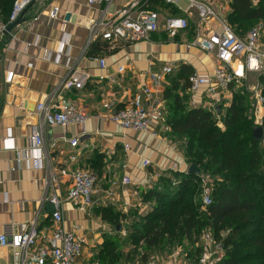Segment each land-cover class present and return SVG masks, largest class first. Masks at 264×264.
Masks as SVG:
<instances>
[{
    "label": "crops",
    "instance_id": "1",
    "mask_svg": "<svg viewBox=\"0 0 264 264\" xmlns=\"http://www.w3.org/2000/svg\"><path fill=\"white\" fill-rule=\"evenodd\" d=\"M251 1L256 4L259 0ZM125 3L126 0H113L108 9L113 11ZM105 7H89L86 0H34L24 15L25 22L14 28L8 37H0V234L17 232L35 217H38L40 227L50 225L53 208L48 203L41 204L46 172L26 163L18 164L16 152L28 145L31 128L36 124V104L62 86L69 72L66 64L89 77L82 90L64 88L59 95L61 100L88 112L90 117L84 125L46 126L43 129L45 152L52 166L90 168L98 176L94 204L82 211L77 203L66 201L70 185L67 178L60 180L57 189L63 200L62 228L86 241L78 264H101L95 254L103 239L99 238L100 243L95 248L89 242L92 237L94 241L100 237L102 229L103 233L108 230L107 223H103L98 215L99 210L111 207L127 213L138 205L133 197L134 190L147 188L159 177L170 176L173 172L187 173L189 168L183 149L177 148L178 139H174L165 122L153 124L148 132L123 131L109 120L110 113L130 100L144 101L141 87L146 84L145 74L150 63L154 71L163 62H176L191 66L201 74L211 73L213 67L211 59L198 50L186 51L182 46V51H176L177 40L172 41L162 33L153 34L150 41L113 52H107L106 45L100 41L93 42L85 50L89 39L86 26ZM53 8L58 9L54 20L48 16ZM67 14L74 17L72 22L70 19L65 21ZM0 21H3L1 15ZM63 38H67L68 45L64 46L56 62ZM95 44H101L103 49L91 53ZM45 52L51 53L49 60L43 58ZM98 57L106 58L104 69L95 61ZM121 66L124 70L118 74ZM7 71L14 72L10 85L4 81ZM257 76L249 78L248 86ZM152 132L155 137L151 136ZM71 138L79 139L78 148L74 150L79 154V160L74 165L67 160L71 151L66 142ZM98 154L103 156L102 165L99 170H94L91 162ZM143 159L151 162V168L142 167ZM123 176L130 178L131 185L120 186L119 180ZM112 181L117 185L113 186ZM108 191L113 192L114 201L108 200ZM138 214H141L139 209ZM157 262L174 263L172 259L159 257ZM0 264H13L10 247L0 250Z\"/></svg>",
    "mask_w": 264,
    "mask_h": 264
},
{
    "label": "built area",
    "instance_id": "2",
    "mask_svg": "<svg viewBox=\"0 0 264 264\" xmlns=\"http://www.w3.org/2000/svg\"><path fill=\"white\" fill-rule=\"evenodd\" d=\"M34 0H15L6 22L0 21V37L4 35L6 27L16 21L22 12ZM113 0H86L89 7L106 6L100 11L95 20H91L86 28L89 39L85 50L93 42L104 43L107 52L118 48L128 47L138 42L150 41L153 34L162 33L170 40L184 47L186 51L198 50L213 62L211 73L201 74L194 70L188 77V105L193 108L202 107L211 110L222 126L220 114L215 111L217 106L225 109L233 95V90L244 89L250 94L251 110L249 117L253 118L255 127L261 126L264 117V94L259 82V76L264 73V24L258 23L250 28L243 37H239L226 21L227 10L232 0L220 3V0H126L118 9L109 11L108 6ZM186 2L187 8L181 9L180 3ZM166 5L168 9H161ZM176 10V12H173ZM192 11L195 19L190 20ZM58 9L53 8L48 16L57 18ZM182 34L186 37L181 38ZM68 45L67 38H63L59 47L56 62ZM43 58L49 60L50 52H45ZM99 67H106V58L95 59ZM145 74L146 84L141 87L144 101L130 100L120 109L110 113L109 120L123 131L148 132L153 124H164L167 116V102L164 99V89L168 86V77L172 76L180 64L163 62L157 70H152V63ZM66 64L68 73L62 86H59L45 100L35 106L36 124L31 128L28 145L16 152V162L26 163L37 169H44V191L41 204L48 203L53 208L51 222L47 227H40L38 217L27 226L23 225L17 232L0 234V250L10 247L13 264H78L86 243L85 238L76 236L74 232L62 228L61 208L63 200L57 193L61 179L69 180L67 202H75L79 209L85 210L94 204L97 176L88 169L74 167L52 166L45 152L43 138L44 127H62L69 125L83 126L90 117L83 108L67 100L59 98L62 89L74 88L82 90L89 81L87 74L74 70ZM124 67L118 68L121 74ZM248 74L258 75L256 81L249 85ZM13 71H7L4 81L11 84ZM113 83L115 81H112ZM99 117V116H97ZM98 134V132H95ZM155 137L154 132L151 133ZM70 148L67 160L70 164L78 163L79 154L74 153L78 148L79 139L71 138L66 142ZM125 149L128 146L125 145ZM143 168H151V162L142 161ZM200 200L203 208L212 204V183L208 175L200 176ZM113 186L117 182L112 181ZM122 187L131 185V180L123 176L119 180ZM178 182L173 181L172 186ZM151 184L144 189H136L133 197L140 212L146 207L141 199V191L150 189ZM108 200H113V192H106ZM122 231V230H121ZM120 231V232H121ZM124 232V231H123ZM125 234V232H124ZM202 246L198 264H218L223 256L222 245L216 242L210 230H203L199 236ZM173 264H187L182 248H176L168 257ZM129 264H159L157 257H152L146 263L133 261Z\"/></svg>",
    "mask_w": 264,
    "mask_h": 264
},
{
    "label": "trees",
    "instance_id": "3",
    "mask_svg": "<svg viewBox=\"0 0 264 264\" xmlns=\"http://www.w3.org/2000/svg\"><path fill=\"white\" fill-rule=\"evenodd\" d=\"M14 1L0 0L4 22ZM226 21L235 33L264 24V0L256 4L251 0H232ZM246 32L237 35L243 37ZM91 48L94 53L103 46L95 44ZM193 72L191 66L180 64L168 77L164 89L165 123L173 136L185 141L184 157L200 174L173 172L141 191L142 202L150 207L145 214L137 212L135 220L126 227L124 241L131 250L124 252L125 246L117 236H105L98 256L102 264H129L133 260L146 263L154 256L168 254L173 247L183 250L187 244L191 248L185 254L186 261L198 264L202 252L199 236L204 228H209L215 241L222 245L223 256L218 264H264V117L263 136L256 140L252 135L253 118L249 117L250 94L244 89L233 90L229 105L219 112V127L211 110L188 105V77ZM258 79L264 94V75ZM102 160L101 154L96 155L91 168L99 170ZM202 174L208 175L212 183V204L206 208L198 202ZM173 181L178 184L172 186ZM98 213L101 221L113 225L115 231L122 227L123 213L111 207Z\"/></svg>",
    "mask_w": 264,
    "mask_h": 264
},
{
    "label": "rangeland",
    "instance_id": "4",
    "mask_svg": "<svg viewBox=\"0 0 264 264\" xmlns=\"http://www.w3.org/2000/svg\"><path fill=\"white\" fill-rule=\"evenodd\" d=\"M220 3H226V0H220ZM180 7H181V9H186L187 8V3L186 2H181L180 3ZM160 8L161 9H164L163 8V6H160ZM172 11L174 12V10L172 9ZM228 12H229V10H227V14H228ZM226 14V15H227ZM193 19H195V14L193 13V11H192V17H191V19L190 20H193ZM251 26H249V28H250ZM246 31L244 30L243 32H239V31H236V34H238L239 36L241 35H243L244 33H245ZM183 37H186V34H182V36H181V38L183 39ZM262 41H263V43H264V38H262ZM169 44V43H168ZM170 44H172L171 43V41H170ZM178 46H177V48H175L176 49V51L177 50H179V51H182V46L181 45H179V44H177ZM256 76V74H248V77L249 78H252L253 79V77H255ZM174 139L175 140H177L178 138L177 137H174ZM175 140H173V141H175ZM180 142H179V141ZM176 142H178V144H177V148H179L180 150H184V146H185V141L183 140V139H178ZM264 148V143H262V145H261V149H263ZM94 172V171H93ZM95 173V172H94ZM96 174V173H95ZM96 176H97V174H96ZM97 178H98V176H97ZM156 183H157V181H156ZM155 183V184H156ZM97 185H98V180H97ZM154 184H151V186H153ZM169 192H172L171 190H168ZM198 202L199 203H201V201H200V198L198 199ZM145 208L141 211V214H145L146 212H147V210L149 209V207H150V205H147V204H145ZM137 212H138V208H131L129 211H127V213H123L124 214V217H122L121 219H120V222H121V225H122V231L121 232H119V233H117L118 235H116V231H115V229H114V226L113 225H108V224H106L107 226H108V230H107V233H103V229H102V231H100V237H98L97 239H95V241H94V237H92V238H90V240H89V242L92 244L91 246H94V248H95V246H97V245H99V243H100V241H99V238L100 239H103L105 236L107 237V238H110V237H115V236H117L119 239H120V241L122 242V244H123V246H125V251L124 252H127V251H129V250H131V247L129 246V245H127L126 244V241H124V239L126 238V236H127V234H126V231H127V225L128 224H130V223H132L134 220H135V218H134V216L137 214ZM140 214V215H141ZM138 215V214H137ZM125 227V228H124ZM205 230H210L209 228H204ZM203 229V230H204ZM125 232V234H124V232ZM210 232H211V230H210ZM212 233V232H211ZM104 234V235H103ZM105 237V238H106ZM102 243H103V241L101 242V244H100V246L102 245ZM100 246H99V251L98 252H100ZM191 248V246H189L188 244L184 247V249H183V255L185 256V254L189 251V249ZM97 249H98V247L96 248V250L94 251V252H97ZM175 250V248L173 247V248H171V250H169V251H167V253L168 254H166V253H164V254H160V255H158V256H155V257H159L160 259H167L171 254H172V252ZM139 252H141L140 251V249H138V253ZM100 254H101V252L100 253H97V254H95L96 256H97V259H98V256L100 257ZM201 256V254H199V256H198V258ZM134 261V260H133ZM103 262H101V264H102Z\"/></svg>",
    "mask_w": 264,
    "mask_h": 264
},
{
    "label": "water",
    "instance_id": "5",
    "mask_svg": "<svg viewBox=\"0 0 264 264\" xmlns=\"http://www.w3.org/2000/svg\"><path fill=\"white\" fill-rule=\"evenodd\" d=\"M29 7H30V6H29ZM29 7H28V8H29ZM28 8H26V9L22 12V14L20 15V17H19L16 21L12 22L11 24H9V25L6 27V30H5V32H4V35H5L6 37H8L9 33H10L14 28H16L17 26H19V25H21L22 23L25 22L24 15H25V13H26V11H27ZM64 19H65V21H68V20L70 19V21L72 22L73 19H74V17H73V16H70L69 14H67V15L65 16ZM215 111H216L217 113H219V112H220V106H217V107L215 108ZM252 135H253V137H254L256 140H261V138H262V136H263V131H262L261 126H256V127H254L253 130H252ZM187 173H188V174L199 175V174H200V171H199V169H198L196 166H194V165H190L189 168H188V170H187ZM121 230H122V227H121V226H118V227L116 228V231H117V232H120Z\"/></svg>",
    "mask_w": 264,
    "mask_h": 264
}]
</instances>
